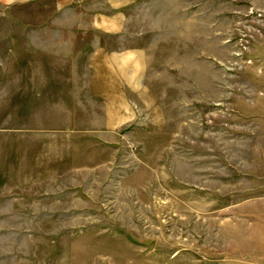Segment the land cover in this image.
<instances>
[{"label":"rangeland","instance_id":"rangeland-1","mask_svg":"<svg viewBox=\"0 0 264 264\" xmlns=\"http://www.w3.org/2000/svg\"><path fill=\"white\" fill-rule=\"evenodd\" d=\"M0 264H264V0H0Z\"/></svg>","mask_w":264,"mask_h":264}]
</instances>
